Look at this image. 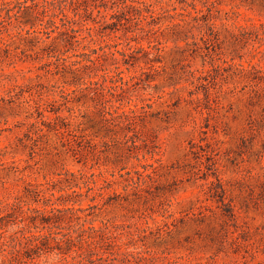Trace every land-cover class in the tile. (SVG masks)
Returning <instances> with one entry per match:
<instances>
[{"label": "rangeland", "instance_id": "1", "mask_svg": "<svg viewBox=\"0 0 264 264\" xmlns=\"http://www.w3.org/2000/svg\"><path fill=\"white\" fill-rule=\"evenodd\" d=\"M113 3L149 7L158 23L148 18L146 32L137 30L158 37L160 62L151 86L133 97L153 102L137 127L152 142L132 149L133 133L106 123L88 98L76 101L68 73L16 57L0 64V201L24 203L28 183L44 189L66 170L94 172L108 204L92 220L119 226L124 236L113 249L129 247L126 264H264V0ZM119 28L109 41L126 47L138 27L130 20ZM23 42H9L12 54L22 56ZM147 70L140 62L131 72ZM23 210L6 217L3 239L27 228L32 213ZM28 264L65 262L52 253Z\"/></svg>", "mask_w": 264, "mask_h": 264}, {"label": "trees", "instance_id": "2", "mask_svg": "<svg viewBox=\"0 0 264 264\" xmlns=\"http://www.w3.org/2000/svg\"><path fill=\"white\" fill-rule=\"evenodd\" d=\"M109 1L0 0V64L7 62L13 65L18 57L21 63H39L38 70L55 65V74L64 76L68 73L71 77L65 83L75 87L71 93H77L76 101L88 98L106 123L118 126L128 134L133 133L127 142L131 143L129 147L139 150L147 148L152 142L149 135H140L137 127L143 124L147 109L152 108L153 102L139 105L133 97L137 90L151 86L155 80L153 75L158 72L160 43L157 36L144 37L137 30L146 32L140 25L148 18H152V25L158 23L149 7L142 9L132 3L123 7H117L116 3L108 6ZM109 10L112 12L108 13ZM130 20H134L138 27L131 31L134 35L130 39L135 45L128 42L126 47L119 48L121 43H113L109 39ZM13 25L21 29L17 35L9 33ZM149 31H154V28H149ZM96 34L99 37L96 38ZM17 36L26 46L22 56L12 54L10 50L9 42ZM143 42L148 46H144ZM71 50L77 53L69 56ZM44 59H47L46 62L41 64ZM140 62L148 70L132 73L131 69ZM232 66L243 73L251 71L242 65ZM47 72H52V69ZM252 80L257 82L262 79L253 77ZM36 104L39 111L41 105L39 102ZM103 183L109 184L110 179L105 177ZM46 185L43 189L40 187L45 184L28 183L25 188L27 201L24 203L0 201V212L5 211V215L0 216V230L7 226L3 222L12 212L24 213L23 206H27L32 213L27 218V228L23 226L4 239L0 236L2 264L33 263L52 253L62 257L65 264H126L129 261V257L133 256L127 250L129 247L126 246L120 254L113 249L119 246L124 236L119 226L109 221L95 225V220H92L108 204L106 186L99 182L94 172L66 170L47 181ZM134 185L139 188L141 182ZM125 188L127 190L129 186ZM82 196L91 202L86 208L82 206ZM68 257L72 262L67 260Z\"/></svg>", "mask_w": 264, "mask_h": 264}]
</instances>
